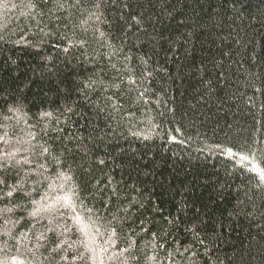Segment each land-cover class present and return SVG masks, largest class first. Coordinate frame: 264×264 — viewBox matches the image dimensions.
<instances>
[{
    "label": "trees",
    "instance_id": "16d2710c",
    "mask_svg": "<svg viewBox=\"0 0 264 264\" xmlns=\"http://www.w3.org/2000/svg\"><path fill=\"white\" fill-rule=\"evenodd\" d=\"M0 136V264H264V0H0Z\"/></svg>",
    "mask_w": 264,
    "mask_h": 264
},
{
    "label": "rangeland",
    "instance_id": "374dc122",
    "mask_svg": "<svg viewBox=\"0 0 264 264\" xmlns=\"http://www.w3.org/2000/svg\"><path fill=\"white\" fill-rule=\"evenodd\" d=\"M6 144L10 145V148H7V150L5 149ZM0 145L2 147V150L0 151V157H2L3 155H10V157H11V156L21 154V151H20L21 145L20 144H13L8 139H6L5 137L0 136ZM60 192L61 193H59V194L63 195L62 197L70 196L71 200H72V195H70V193L65 192V191L64 192L60 191ZM59 198L60 197L57 196V198H56L57 204H55V205H58L60 207L61 206L68 207L67 203H64V202L62 203L59 200ZM72 204H73V200H72ZM68 208L73 209L71 207H68ZM69 211H71V210H69ZM70 213H71V215H73V221L75 222L74 227L78 231V233L81 235V238H83V241L86 239V237L80 231L81 224H84L87 226V231H88L90 237L94 240V244L92 245V247L95 248L96 251L95 252H89L86 250L87 255L89 254L90 262L92 264H110V261H112V258L114 256V254L116 253L114 241H111L110 238L105 239L102 234H98V233H100L99 230H97L98 233H96L95 236L92 235V233H91V232H93L92 227L88 224V222L84 221V219H82L80 216L79 217L81 219L77 220L75 217H77L78 215L74 211H71ZM101 249H103V251H101ZM113 249H115V250L113 251Z\"/></svg>",
    "mask_w": 264,
    "mask_h": 264
},
{
    "label": "snow or ice",
    "instance_id": "6c2138e0",
    "mask_svg": "<svg viewBox=\"0 0 264 264\" xmlns=\"http://www.w3.org/2000/svg\"><path fill=\"white\" fill-rule=\"evenodd\" d=\"M231 151V150H229ZM243 158V157H242ZM254 171L257 172V174L259 175V178L261 180V182H264V170H261L259 168V166H255L254 167ZM10 194V193H9ZM59 200L61 202L67 203L68 207H71L74 209V205L72 204V200L70 196H65V197H60ZM36 207L33 210V215L38 214L39 212L42 211H48L50 210L49 206L43 203V198L41 201H34L33 202ZM77 220H80L81 218L79 216L75 217ZM80 231L84 234V236L86 237V239L84 241H82L83 246L85 247V249L89 252H95L96 249L92 247V245L94 244V240L90 237L88 231H87V226L84 224H81L80 226ZM101 251H103V249H101ZM22 264V262H21Z\"/></svg>",
    "mask_w": 264,
    "mask_h": 264
}]
</instances>
